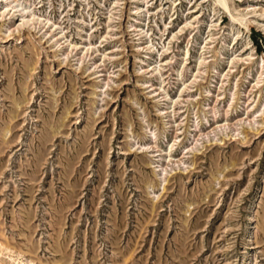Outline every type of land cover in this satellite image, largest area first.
Masks as SVG:
<instances>
[{
    "label": "rangeland",
    "instance_id": "obj_1",
    "mask_svg": "<svg viewBox=\"0 0 264 264\" xmlns=\"http://www.w3.org/2000/svg\"><path fill=\"white\" fill-rule=\"evenodd\" d=\"M0 264H264V0H0Z\"/></svg>",
    "mask_w": 264,
    "mask_h": 264
}]
</instances>
